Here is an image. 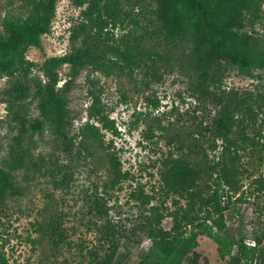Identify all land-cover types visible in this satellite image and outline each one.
I'll return each mask as SVG.
<instances>
[{
    "label": "rangeland",
    "instance_id": "obj_1",
    "mask_svg": "<svg viewBox=\"0 0 264 264\" xmlns=\"http://www.w3.org/2000/svg\"><path fill=\"white\" fill-rule=\"evenodd\" d=\"M77 1L59 0L51 32L42 37L41 47L29 49L27 57L36 64L32 83L45 79L42 66L46 59L71 51L72 31L84 21L87 8ZM156 10V0H105L102 28L98 30L93 22L88 33L103 45L141 47L154 55L149 64L158 71V79L137 65L121 70L112 53L102 71L86 67L73 78L69 65L60 69V87L73 80L68 93L72 152L65 150L48 125L33 133L41 118L36 86L32 85L26 99L17 100L12 80L0 78V169L11 170L15 152L24 157L22 166L12 171L21 193L0 202V258L8 264H93L98 255L105 256L113 248L104 236L110 224L118 234L113 264H140L153 245L147 220L160 217L164 229L174 226L172 213L178 197L163 188L164 161L181 154L180 146L194 137L208 148L212 159L219 154L222 143L217 141L215 150L210 133L216 107L196 89L192 44L169 40ZM28 12L25 0H0V33H4L5 20L26 17ZM260 16L253 23L248 20L245 30L264 49V2ZM222 65L224 89L235 88L252 96L254 111L236 132L253 139L244 158L254 162L249 166L250 176L244 179V190L254 191L252 181L264 177V68L243 70L227 61ZM95 101L115 122L118 133L93 119L100 132L82 135ZM201 131L207 132L205 137ZM20 136L23 140L18 145ZM112 161L118 165L117 172ZM233 207L227 212L231 228L239 224L241 207L248 222L260 212L264 215V193ZM52 224L65 239L57 240L49 232ZM256 227V223L247 227L250 244ZM198 241L183 264H226L212 238L202 235Z\"/></svg>",
    "mask_w": 264,
    "mask_h": 264
},
{
    "label": "trees",
    "instance_id": "obj_2",
    "mask_svg": "<svg viewBox=\"0 0 264 264\" xmlns=\"http://www.w3.org/2000/svg\"><path fill=\"white\" fill-rule=\"evenodd\" d=\"M25 1L29 11L27 16L5 20L4 33H0V78L12 80V92L17 100L26 99L32 85L36 86L41 118L35 122L33 133L42 132L48 125L66 146L65 150L72 152L74 138L70 134L72 117L68 93L73 80L60 87V69L69 65L73 78L86 67L102 71L103 65L110 61L108 53H112L117 61L114 64L121 70L137 65L145 67L146 73L158 79V71L149 64L154 55L147 54L141 47L107 46L96 38L91 39L88 33L90 24L95 22L98 30L102 28L105 0H78L77 5H87V8L84 21L72 31L71 51L46 59L42 66L45 79L32 83L31 74L36 64L27 53L32 47H41L42 37L51 32L59 0ZM156 1V17L167 38L192 44L196 89L210 97L216 107L210 130L215 143L213 148L218 149L217 141L222 144L219 154L212 159L208 148L194 137L187 145L180 146L181 154L171 155L164 161L163 188L168 195L178 197L174 202L176 211L172 213L174 226L170 230L164 229L160 226V217L147 220L146 230L153 245L143 255L140 264H183L198 247L202 235L217 243L219 255L226 259V264H264L263 213L248 222L241 207L237 214L239 224L232 228L228 224L227 212L233 210L235 204L249 203L253 195L264 193V177L252 181L251 184L256 186L254 191L244 190V179L250 176L249 166L254 165L252 160L245 161L244 158L253 139L245 132L238 134L236 131L245 117L254 111V106L251 94L243 95L235 88L224 89L222 78L224 61L243 70L264 68V49L245 30L248 20L253 23L260 19L264 0ZM89 117L81 131L85 137L100 132L99 126L91 122L93 119L104 129L118 133L115 122L97 101L90 107ZM25 130L26 124L23 123L22 131ZM200 134L205 137L207 132L201 131ZM22 140L23 136L18 137V145ZM23 163L24 157L15 152L11 170L0 169V202L21 193L12 171ZM111 163L113 171L117 172V163ZM97 206L99 214H103L101 205ZM255 223L254 243L250 244L247 242V227ZM49 228L57 240L65 239L54 224ZM104 236L113 248L105 256L98 255L93 264L114 263L118 234L112 224L105 229ZM0 264L8 263L0 258Z\"/></svg>",
    "mask_w": 264,
    "mask_h": 264
}]
</instances>
